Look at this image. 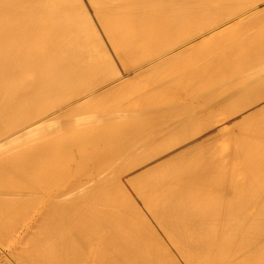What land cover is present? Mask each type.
<instances>
[{
    "label": "bare ground",
    "instance_id": "1",
    "mask_svg": "<svg viewBox=\"0 0 264 264\" xmlns=\"http://www.w3.org/2000/svg\"><path fill=\"white\" fill-rule=\"evenodd\" d=\"M252 1L0 0V264H264Z\"/></svg>",
    "mask_w": 264,
    "mask_h": 264
},
{
    "label": "rangeland",
    "instance_id": "2",
    "mask_svg": "<svg viewBox=\"0 0 264 264\" xmlns=\"http://www.w3.org/2000/svg\"><path fill=\"white\" fill-rule=\"evenodd\" d=\"M261 1H262V0H261ZM261 1L259 2V0H253V1H252L253 4L256 3V2H259V3H258V4L256 3V5L254 4L255 6L252 5V6H254V7H251V8H255V7H256V8H255V11L259 10L261 7L264 8V5L261 3ZM262 2L264 3V0H263ZM258 6H259V7H258ZM249 8H250V7H249ZM255 11H254V12H255ZM251 13H253V12H251ZM260 14H261V13H260ZM260 14H259V16H260ZM262 14H263V13H262ZM254 15H255V14H254ZM254 15L251 16L252 19H253ZM259 16H258V15H257V16L255 15L256 19H257ZM261 16H262V15H261ZM251 17H250V18H251ZM250 18H249V19H250ZM259 18H262V17H259ZM252 19H251V20H252ZM254 19H255V18H254ZM246 20H247V19H246ZM251 20H250V21L248 20V21L251 22V24H252V21H253V20H252V21H251ZM257 20H259V19H257ZM255 21H256V20H255ZM249 22L246 23V26H247V24H248ZM253 23H254V22H253ZM249 25H250V23H249ZM249 25H248V26H249ZM243 26H244V25H243ZM243 26H241L240 28H243ZM246 26H245V27H246ZM247 28H248V27H247ZM237 29L241 31V29H239V28H237ZM237 29H236V30H237ZM236 30H235V31H236ZM245 31H248V30L244 28L243 32H245ZM243 32L241 31L242 36H243ZM255 33H256V32H255ZM235 34H236V35L239 34L238 36H241V34H240L238 31H237V33L235 32ZM245 34H247V32L244 33V35H245ZM258 34H259V33H258ZM174 35H175V36H174ZM174 35L171 36V38H172L171 40H172L173 42L175 41V40H173V39H177V40H178V38H182V36L185 35V33H182L181 35L179 34L180 37H179L178 34H174ZM173 36H174V38H173ZM176 36H177V37H176ZM242 36H241V37H242ZM245 36H246V35H245ZM247 36L249 37V34H247ZM255 36H257V34H255ZM169 42H170V41H169ZM170 43H171V42H170ZM170 43L168 44V42H165V43H163V45H165V46H166V45H170ZM246 43H247V42H246ZM246 45H248V43H247ZM156 46H157V45H156ZM156 46H153V47L156 48ZM243 46L245 47V45H243ZM157 47L159 48V47H161V46H157ZM166 47H167V46H166ZM246 47H247V46H246ZM110 48H111V47L109 46L108 49H109V51L111 52L112 48H111V49H110ZM148 48H150V47H147V50H144L145 48H144V49H141V51L144 50V53L147 54L146 51L149 50ZM151 48H152V47H151ZM164 48H165V47H161V49L159 48V50H162V49H164ZM139 49H140V48H139ZM152 49H153V48H152ZM156 49H157V48H156ZM156 49H155V50H156ZM137 50H138V49H137ZM137 50H136V52H134V54L131 55L130 57H120L119 55H117V56L115 55L116 57L113 56L112 59H114V60L111 61L110 66L107 68V72H108V74H107V76H106L107 79H108V78H111V79H112V78H118V77L121 78V77H122V80H123V81H125V82L128 81L127 85L123 88L125 91H124L122 88H121L122 90L119 89V90H121V91L126 92V90L128 89V86H129L128 84H130V78H131L133 75H131V77H126V76H130V75H126L127 73H126L125 71L128 70L129 68L135 66V65L137 64V62H138L139 59L137 60L138 57H137V55L135 56V54H136V53H137V54H140V53H141V51L138 53ZM159 50L157 49L156 52L158 53ZM142 52H143V51H142ZM148 52H150V54H151V51H148ZM152 52H154V50H153ZM146 54H145V55H146ZM153 54H155V52H154ZM141 55H142V53H141ZM147 55H149V54H147ZM147 55H146V56H147ZM134 56H135V57H134ZM146 56H143V55H142L141 57H146ZM147 57H148V56H147ZM147 57H146V58H147ZM149 57H150V56H149ZM139 58H140V57H139ZM154 58L156 59V57H154ZM154 58H153V60H155ZM122 60H123V61H122ZM116 66H117V67H116ZM170 67H171V66H170ZM170 67H169V68H170ZM163 70H165V68H162V71H163ZM159 71H160V70H159ZM116 73H119V76H118V77H115ZM120 73H121L122 75H121ZM125 73H126V74H125ZM123 74H124V75H123ZM131 80H133V78H132ZM131 82H132V81H131ZM79 83H81V82L78 81V84H79ZM126 87H127V89H126ZM129 89H130V88H129ZM129 89H128V90H129ZM119 90H117L118 92H117V91H113V92H111V93L108 95V97H107L106 99H108V101H112V102H113V101L116 100V99H117V100H120V99H123L124 97H125V99H126V98H131L132 95H133V94L131 95L132 92H129V91H128V94L130 93L129 95H131L130 97H128L129 95L126 96V93H125V94H124V97L117 98V97H119V96H122V95L119 93V92H120ZM116 92H117V93H116ZM122 94H123V92H122ZM143 94H146V97L149 96V95H151V93L149 94V93L146 92V91H144ZM143 94H141V95L144 96ZM115 97H116V99H115ZM106 99H104V100H106ZM104 100H100V101H98V102H96V103H97V104H98V103H101V102L104 101ZM117 100H116V101H117ZM127 100H129V99H127ZM130 101H132V100H130ZM180 101H181V103H186L185 100H183V99H182V100H179L178 102H180ZM183 101H184V102H183ZM114 102H115V101H114ZM128 102H129V101H128ZM164 103H165V102H164ZM164 103H161V104L164 105ZM170 103L172 104L173 101L170 100V101H169V104H170ZM161 104H160V105H161ZM166 104H168V101H167ZM166 104H165L164 106H167ZM1 264H2V263H1Z\"/></svg>",
    "mask_w": 264,
    "mask_h": 264
}]
</instances>
